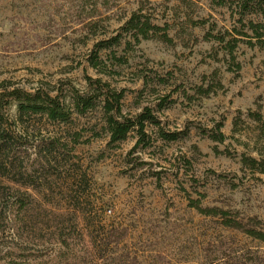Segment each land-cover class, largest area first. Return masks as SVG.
Here are the masks:
<instances>
[{
    "label": "rangeland",
    "instance_id": "obj_1",
    "mask_svg": "<svg viewBox=\"0 0 264 264\" xmlns=\"http://www.w3.org/2000/svg\"><path fill=\"white\" fill-rule=\"evenodd\" d=\"M136 12L166 31L100 50ZM90 77L125 90V114L152 107L181 136L164 141L150 127L149 145L137 146L133 133L111 147L100 109L69 126L18 123L33 140L62 135L78 159L55 192L22 188L39 201L37 238L0 233V258L17 251L28 264H57L63 248L47 234L62 211L77 210L88 264H264V242L245 232H264V16L242 14L237 0H0V93L67 96L86 91ZM7 112L13 121L15 104ZM218 132L225 142L214 140Z\"/></svg>",
    "mask_w": 264,
    "mask_h": 264
},
{
    "label": "trees",
    "instance_id": "obj_2",
    "mask_svg": "<svg viewBox=\"0 0 264 264\" xmlns=\"http://www.w3.org/2000/svg\"><path fill=\"white\" fill-rule=\"evenodd\" d=\"M219 2L225 4L226 0ZM237 5L242 14L264 16V0H237ZM259 28L260 25L251 24V29L261 38L263 35ZM164 31L165 28L154 25L146 15L136 12L121 27L116 37L99 43L98 47L100 50L111 49L114 46H121L129 35L136 40L140 37L149 39L153 36L151 32L157 34ZM162 36L168 38L165 33ZM91 63L94 68L99 67L101 61L98 55L92 57ZM87 87L86 91L74 88L67 96L60 94L53 96L42 90L33 93L21 89L0 93V177L13 184V187L4 184L0 186V202L4 208L0 211V233L12 230L13 235L22 243H33L37 237H34L31 216L38 208L39 201L28 191H22V188L32 187L55 192L58 181L62 178L61 171L75 165V160L78 159V155L74 153V146L64 141L62 135H41L39 139L33 140L31 131H18L16 127L18 123L24 126L36 120L51 125L69 126L74 123L75 115L85 116L100 109L110 138L108 144L111 147H118L133 133L138 136L137 146L149 145L150 127L156 128L159 137L164 141L171 142L180 138L181 133H168L162 128L157 111L152 107H145L134 116L125 114L123 111L125 90L119 91L110 83L91 77L88 78ZM14 104L17 107V117L11 121L7 110ZM76 136L79 138L80 133H76ZM213 138L223 143L227 137L224 133L218 132ZM78 142L79 139L73 141L74 144ZM245 163L254 166L256 160L246 159ZM85 176L80 173L75 178L80 182ZM14 186L20 187L14 189ZM197 208L202 213L218 215V209ZM85 216L91 218V215ZM59 218L62 221L54 232L47 234L49 237L46 239L47 242L60 244L63 248L55 258L57 264H88L87 255L79 248L85 241V235L79 228L77 210L62 211ZM225 225L234 229H243L242 224L234 219H226ZM245 232L264 242V232L257 229H249ZM24 257L26 258V255L17 251L8 252L0 258V264H28V261L23 260Z\"/></svg>",
    "mask_w": 264,
    "mask_h": 264
}]
</instances>
